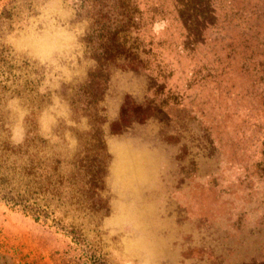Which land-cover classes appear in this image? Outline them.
<instances>
[{
	"label": "rangeland",
	"instance_id": "obj_1",
	"mask_svg": "<svg viewBox=\"0 0 264 264\" xmlns=\"http://www.w3.org/2000/svg\"><path fill=\"white\" fill-rule=\"evenodd\" d=\"M0 264H264V0H0Z\"/></svg>",
	"mask_w": 264,
	"mask_h": 264
}]
</instances>
